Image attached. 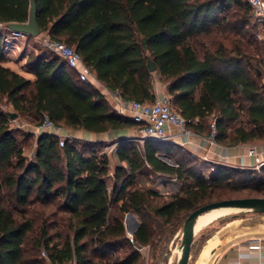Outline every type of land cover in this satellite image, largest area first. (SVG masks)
<instances>
[{"label":"trees","instance_id":"trees-1","mask_svg":"<svg viewBox=\"0 0 264 264\" xmlns=\"http://www.w3.org/2000/svg\"><path fill=\"white\" fill-rule=\"evenodd\" d=\"M30 4L0 0V23L26 22ZM36 4L42 31L73 46L97 79L125 99L154 101L159 80L193 131L210 135L215 117L217 142L264 141V36L257 38L258 25L244 0ZM5 34L0 28V264H144L126 236V213L140 220L136 243L156 253L198 207L264 197V164H215L206 176L191 150L170 141L120 142L116 154L126 166L115 165L111 189L110 158L101 151L105 142L74 138L60 146L56 136L43 132L30 159L25 150L34 135L12 127L9 111L36 126L46 113L66 130L91 133L121 135L141 130L145 122L119 113L46 48L48 53L27 56L34 80L6 66ZM146 170L176 177L180 189L163 195L139 187L137 178Z\"/></svg>","mask_w":264,"mask_h":264},{"label":"crops","instance_id":"crops-1","mask_svg":"<svg viewBox=\"0 0 264 264\" xmlns=\"http://www.w3.org/2000/svg\"><path fill=\"white\" fill-rule=\"evenodd\" d=\"M35 39L38 40V38ZM29 41L27 37L25 45L27 49L31 47V42ZM16 52L15 50L8 52L4 64L27 78L34 80L35 74L28 71L25 67L27 61L26 50L19 54ZM90 83L98 89L106 97L110 105L117 110L118 107L112 96V90L100 81H93ZM156 85L161 86L162 84L159 80H156L154 90H156ZM10 110H12L11 107ZM126 115L132 117L133 113L127 110ZM11 121V125L16 128H19L20 125H26V128L28 127L30 129L36 141L39 135L35 130L36 125L27 123L20 117L14 120L12 119ZM166 130L170 134H173L172 139L169 141L181 145L183 136L179 134L178 129L173 126H167ZM64 131L79 139L102 142L114 140L119 137L141 136V130L137 129L127 130L121 135L116 132L91 133L84 130L71 131L66 129H64ZM190 140V144H187L186 147L200 159L203 172L206 176H209L215 164H226L234 167L254 169L256 166V155L264 161V141L227 145L212 141L207 132H203V134L197 133L192 136ZM141 145L143 144L141 143ZM25 153L29 156V151L27 149ZM109 158L110 169L117 164L126 166L125 162H120L118 160L116 153L115 156ZM132 214L136 219L130 215L125 220V225H127L128 229L134 231L136 222H139L140 225V220L136 214ZM233 223L238 224V222ZM196 242L197 241L194 240L191 247L188 264H264V230L254 229L243 236H239L235 233L234 235L226 234L224 231L213 236H207L203 233L201 242H199V244ZM149 250L150 248L146 249L142 255L148 256Z\"/></svg>","mask_w":264,"mask_h":264},{"label":"built area","instance_id":"built-area-1","mask_svg":"<svg viewBox=\"0 0 264 264\" xmlns=\"http://www.w3.org/2000/svg\"><path fill=\"white\" fill-rule=\"evenodd\" d=\"M250 5L253 11V19L258 25L257 38L262 39L264 33L262 28L264 27V0H244ZM1 29H6V34L4 36V47L6 54L14 50L20 49L17 41L19 39L27 38L28 35L17 30H11L7 28V25L0 23ZM39 42L46 49L52 51L53 53L59 55L64 59L67 64L77 70L80 80L85 82L99 81L96 75L91 71L90 67L84 62L82 55L71 45L63 42L61 40L52 38L49 34L42 32L40 36H36ZM112 96L117 104V111L121 114L126 115V111L130 110L133 113V118L139 122H145V126L141 129L140 137H123L117 138L110 146L105 147V152L113 150V148L118 147V144L122 141H139L142 144L146 140H160L169 141L172 139L173 134L167 132V126H173L178 129L180 135L183 136L181 145L186 146L190 144V138L197 134L188 127V123L191 120L183 117L179 112L172 108L171 97L164 85H156L155 99L152 102L138 101L134 99H125L121 92L118 90H112ZM26 125H20L19 128H24ZM37 133L41 134L43 132L54 135L58 138L59 145L64 146L67 140H72L76 137L66 133L64 128L57 125L46 113L43 114L41 123L35 126ZM216 118L212 117L210 119V139L215 141L216 135ZM36 150V149H35ZM35 150L29 153V158H33L35 155ZM256 166L255 169H259L264 161L260 159L258 155L255 156ZM213 169V168H212ZM163 176L162 184H160L158 191L160 194L169 195L171 193L177 192L180 189V183L176 177ZM131 212H128L125 216V220L130 216ZM125 224V221H124ZM126 229V236L129 241L135 245L136 249L144 254V251L148 249L147 246H142L137 244L134 239V232L131 229ZM42 257L46 258L47 253L45 250L41 252ZM146 264V263H144Z\"/></svg>","mask_w":264,"mask_h":264},{"label":"rangeland","instance_id":"rangeland-1","mask_svg":"<svg viewBox=\"0 0 264 264\" xmlns=\"http://www.w3.org/2000/svg\"><path fill=\"white\" fill-rule=\"evenodd\" d=\"M38 36H40V35H38ZM29 42H31V47L27 49L25 46L26 45V38L19 39L17 41V43H18L20 49L15 50V51H17L16 53H18V54L20 52L23 53V52H25V50H26L27 56L30 53H45V52L48 53V51H46L45 47H43V45L39 42V40H36L34 37H32V39ZM38 121H35V123H38ZM26 122L30 123L28 121H26ZM19 129L24 130V132H26V133H32L28 127L27 128L26 127L19 128ZM132 137H135V136H132ZM114 140L104 141L105 145H104L103 149L101 150L102 153H106L107 155H109V157L115 156L116 148H113V150H111V151L105 152V147L110 146L114 142ZM135 143L136 144L138 143L139 145H141V142H139V141H135ZM35 147H36V141L34 138L33 145L31 147H28L27 150L29 151V153H31L35 150ZM166 160L169 163L175 164L174 160H172L170 158H166ZM192 162L194 163V161H192ZM110 170L111 171H110L108 185H109V188L111 189L113 187V184H114L115 165ZM162 178H163V176L156 174V173H153L150 170H146L143 175H140L137 178L136 184L139 187L157 190V188H159L160 184H162ZM242 195L246 196L247 193L243 192ZM241 197H243V196H241ZM126 214H125V216H126ZM232 215H236L237 217L235 219H231ZM233 222H238V224H235ZM254 229L264 230V215L257 214V213H251V212H244L241 210H234V211H230L227 215L219 218L217 221H215L211 225H209V226L203 228L202 230L198 231L194 240H196L197 241L196 243L199 244V242H201V240H202L203 233L206 234L207 236H213L215 234H218V233L224 231V233H226V234L234 235V233H235L239 236H243L246 233H249L251 230H254ZM181 234H182V227L175 234H173L170 237V239L167 240L166 243L162 244V248L164 250L158 249L157 252L154 253V251H152V249H150L148 256L143 255L144 262H146V264H176L177 260H178L179 253H180L179 243H180Z\"/></svg>","mask_w":264,"mask_h":264},{"label":"water","instance_id":"water-1","mask_svg":"<svg viewBox=\"0 0 264 264\" xmlns=\"http://www.w3.org/2000/svg\"><path fill=\"white\" fill-rule=\"evenodd\" d=\"M37 12L36 0H31L28 20L26 22H9L7 23V28L21 31L32 37L42 34L43 31L38 23ZM148 63L150 70L155 71L156 65L149 56ZM8 114L13 120L18 118V114L16 112L9 111ZM218 208H233L244 212L264 214V197L249 196L222 199L202 205L190 212L182 224V234L179 243L180 253L176 264H188L189 262L191 247L197 234L196 225L198 218L202 214ZM129 215H132L133 218L136 219L132 213ZM236 217V215H232L231 219H235ZM137 227H139V222H136L134 231Z\"/></svg>","mask_w":264,"mask_h":264},{"label":"bare ground","instance_id":"bare-ground-1","mask_svg":"<svg viewBox=\"0 0 264 264\" xmlns=\"http://www.w3.org/2000/svg\"><path fill=\"white\" fill-rule=\"evenodd\" d=\"M237 209H233V208H218L212 211H209L205 214H202L197 221V225H196V233L200 230H202L203 228L211 225L212 223H214L215 221H217L219 218L227 215L230 211H234Z\"/></svg>","mask_w":264,"mask_h":264}]
</instances>
